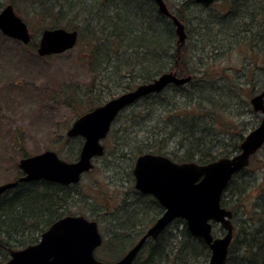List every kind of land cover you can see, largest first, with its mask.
Returning <instances> with one entry per match:
<instances>
[{
	"label": "trees",
	"instance_id": "16d2710c",
	"mask_svg": "<svg viewBox=\"0 0 264 264\" xmlns=\"http://www.w3.org/2000/svg\"><path fill=\"white\" fill-rule=\"evenodd\" d=\"M177 1L172 12L185 27L187 36L182 45L177 43L171 20L158 11L153 0L30 1L32 16L47 20V28L75 29L78 41L85 32L88 39L85 54L91 67L96 65L97 68L102 63L104 69L115 68L116 74L123 71L117 74L126 83L122 91L148 82L164 71H172L178 77L191 76L183 85L170 84L159 93L137 100L146 102L161 95L166 114L153 119L155 104L143 106L141 114L149 123L138 139H121V162L127 149L137 155L150 152L167 155L176 162L200 164L236 152L247 128L235 131L241 126V119L234 113L235 118L228 119L226 104L239 90L254 94V88L261 81L264 88V0H222L218 4L224 10L202 17L191 11H208L209 7L204 8L194 0ZM193 20L195 34L191 38L193 44L188 46ZM79 21L83 26L77 24ZM238 45L257 49L260 56L257 62L248 65L245 81L235 84V73L230 83L228 69L216 64H222L225 53ZM215 70L219 73L213 77ZM207 79L210 83H205ZM173 90L182 102L172 101L168 94ZM98 104H92L90 109ZM73 138L76 148H80L81 138ZM20 175L18 170L13 180ZM257 180L264 181L262 172L253 174L249 168H244L231 177L221 196V206L233 213V239L226 264H264V182ZM75 187L76 184L64 186L40 179L19 182L0 196L3 260L9 259L10 250L36 243L53 221L74 213L68 205L75 196ZM134 192L139 198L133 201V208L124 202L108 212V217L94 208L88 210L93 220L100 222V216L103 224L110 226L104 248L122 245L125 248L161 214L162 207L152 196ZM146 208L158 211L157 215L147 217ZM216 226L213 225L214 235L222 231ZM208 258L205 243L188 231L182 219H175L155 239L145 241L133 264H206Z\"/></svg>",
	"mask_w": 264,
	"mask_h": 264
},
{
	"label": "rangeland",
	"instance_id": "374dc122",
	"mask_svg": "<svg viewBox=\"0 0 264 264\" xmlns=\"http://www.w3.org/2000/svg\"><path fill=\"white\" fill-rule=\"evenodd\" d=\"M30 1L0 0V9L11 3L16 13L27 23L31 33V41L23 44L4 36L0 32V184L16 177L19 170L18 161L25 156L35 155L50 149L65 161L76 160L80 148H76L75 138L66 136L67 129L76 118L93 109L94 107L90 109L92 104L99 103L98 105H100L125 92L122 90L126 83L122 82L117 75L123 71H118L116 74L115 68L104 69L105 66L102 63L97 68H95L96 65L91 67L90 59L85 54L87 52L85 43L88 40L85 32L80 39L81 41H78V36L77 43L73 48L60 54L39 56L35 45L42 29L47 28L45 26L47 20L34 19L31 14L32 5ZM165 2L171 12L178 3L177 0H165ZM207 9L208 11L197 10L191 11V13L202 17L206 13L224 10L218 2ZM71 19L78 20V17L75 19L71 17ZM77 24L83 26L80 21ZM195 27L196 24L193 20L189 27L191 36L187 40L188 46L193 44L191 38L195 34ZM259 56L260 53L257 49L238 45L225 53L222 64L216 65L228 69L226 71L229 73L227 77L231 81L230 83H232L235 73L233 83L238 84L240 81H245L248 65L251 66ZM241 68L244 69L236 71V69ZM217 73L219 72L215 70L212 76L214 77ZM205 83H210V81L207 79ZM262 83L261 81L259 86L254 88V94L264 90L261 88ZM245 87L248 86L245 85ZM90 89L91 93L89 92ZM173 92L174 90L168 94L172 101L182 102L178 95ZM233 94L235 97L226 104L225 116L228 119L235 118V116L233 117L234 114L239 116L241 126L239 125L235 131L238 132L240 127L242 129L247 128L244 130L246 134L258 125L261 114L254 112L249 104V99L254 94H249L247 90H239L238 94ZM151 98L146 102L134 101L119 112L103 140L104 154L94 159L93 168L84 173L79 182L76 183L75 196L68 205L74 213L66 215H83L85 218L93 220L88 212L92 208L104 217H108L111 211L124 202L133 208V201L139 198L138 194L136 195L134 192L138 191L134 188L132 175L134 162L138 155L133 154L128 149L124 150L125 158L121 162L119 157L121 156L122 145L120 143L121 139L126 137L138 139L143 136V131L146 130L149 121L148 119L144 120L141 113L147 105L155 104L152 114L154 117L151 116L153 119L157 120L161 115L166 114L164 112L165 104L162 105L160 102L164 97L157 95ZM74 101L75 103H73ZM246 103L250 110H248ZM177 106H182V104ZM246 168L253 171V174L262 172L264 179V144L252 154L250 163ZM257 182L264 181L257 180ZM147 211V217H155L158 212L148 209ZM98 220L100 222L93 221L97 223L102 236V243L94 251V256L104 262H114L122 257L138 238L136 236L137 239H133L125 248L124 245L116 248H104V245L107 244V235L111 230L109 225L103 224L102 217L99 216ZM222 233V231L216 232L215 236H221ZM99 256L105 259H100ZM6 261L3 260L0 252V263L5 264Z\"/></svg>",
	"mask_w": 264,
	"mask_h": 264
},
{
	"label": "water",
	"instance_id": "95a60500",
	"mask_svg": "<svg viewBox=\"0 0 264 264\" xmlns=\"http://www.w3.org/2000/svg\"><path fill=\"white\" fill-rule=\"evenodd\" d=\"M153 1L158 11L171 19L177 42L182 44L186 39L183 22L169 11L164 0ZM194 1L208 7L219 0ZM0 32L23 44L31 40L27 23L12 4L0 9ZM77 39L75 29L44 28L40 32L36 52L39 56L60 54L73 48ZM190 79V75L178 77L172 71H165L83 113L66 131L68 138H82L77 159L65 161L50 149L22 157L18 161L21 175L1 183L0 196L19 182L43 179L64 186L79 182L81 176L92 169L94 159L103 155V140L122 109L144 96L160 92L168 84L183 85ZM249 103L261 118L232 155L204 164L175 162L157 153H143L136 157L132 169L134 188L151 195L163 212L118 260L104 262L95 258L94 251L102 242L95 221L83 215H64L53 221L36 243L10 250L6 264H133L145 241L155 239L177 218L184 220L188 231L208 247L210 254L206 264H226L233 236V213L221 206V195L231 177L246 167L251 155L264 144V90L251 96ZM213 224L222 228L221 236L213 235Z\"/></svg>",
	"mask_w": 264,
	"mask_h": 264
}]
</instances>
